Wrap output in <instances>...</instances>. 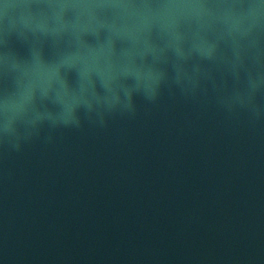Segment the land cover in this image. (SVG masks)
<instances>
[{
  "label": "water",
  "instance_id": "obj_1",
  "mask_svg": "<svg viewBox=\"0 0 264 264\" xmlns=\"http://www.w3.org/2000/svg\"><path fill=\"white\" fill-rule=\"evenodd\" d=\"M0 264H264V0H0Z\"/></svg>",
  "mask_w": 264,
  "mask_h": 264
}]
</instances>
